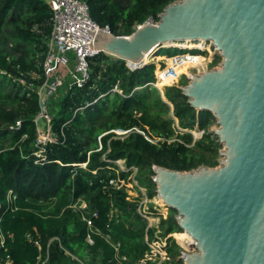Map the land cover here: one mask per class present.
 I'll list each match as a JSON object with an SVG mask.
<instances>
[{
  "label": "trees",
  "instance_id": "1",
  "mask_svg": "<svg viewBox=\"0 0 264 264\" xmlns=\"http://www.w3.org/2000/svg\"><path fill=\"white\" fill-rule=\"evenodd\" d=\"M84 1L99 28L127 36L149 17L155 21L175 0ZM50 30V11L43 0H0V258L8 255L11 264H36L47 249L45 264H79L69 255L83 264H136L148 251L144 237L149 242L156 230L161 237L181 231L172 210L159 218L156 228L146 229L136 212V198L129 197L124 185L111 188L109 180L127 178L151 198L153 166L189 171L216 165L206 157H215L219 149L217 138L205 129L211 116L189 107L179 87H164L161 97L157 89L144 86L153 82L151 64L129 70L123 61L100 53L88 59V81L59 99L51 120L55 141L44 147V160H39L33 155L38 111L34 88L41 83ZM175 47L209 51L201 43ZM174 119L181 131L196 126L203 131L201 137L192 142L189 132H178L169 142ZM16 121L20 127L9 131ZM115 130L127 132L119 136ZM116 161L123 162V171ZM9 190L15 196L12 203L5 200ZM78 200L84 209L76 207ZM170 241L166 239L164 249L171 256L177 247Z\"/></svg>",
  "mask_w": 264,
  "mask_h": 264
},
{
  "label": "water",
  "instance_id": "2",
  "mask_svg": "<svg viewBox=\"0 0 264 264\" xmlns=\"http://www.w3.org/2000/svg\"><path fill=\"white\" fill-rule=\"evenodd\" d=\"M91 39L92 50L130 70L185 41L212 46L217 66L187 75L179 89L215 123L217 166H153L151 181L192 239L181 264H264V0H175L127 36L99 29Z\"/></svg>",
  "mask_w": 264,
  "mask_h": 264
},
{
  "label": "built area",
  "instance_id": "3",
  "mask_svg": "<svg viewBox=\"0 0 264 264\" xmlns=\"http://www.w3.org/2000/svg\"><path fill=\"white\" fill-rule=\"evenodd\" d=\"M43 1L48 6L50 11L51 30L49 36L45 40V51L40 65L41 83L34 88L35 94L37 96L38 111L33 118L36 132L33 141V147L36 149V151L33 153V155L39 158V160L41 161L44 160V147L48 143H53L55 141V136L53 135L51 130V120L53 115L49 114V112L47 111V101L49 100V98L55 97L60 89H63V91L60 95L57 96L61 98L71 89L81 88L88 81L90 75L88 59L100 54L97 50H92L94 48L92 47L91 33L99 29H103L109 32L107 27L99 28L90 19L88 15V7L84 0ZM207 44L209 46V51L198 49H181L187 51H196L198 53L186 52L166 58L163 66L157 68L155 73L153 74V81H159L166 77L177 78L179 75L176 76L174 71L175 67L177 65H180L182 60L187 61L190 59L191 61H193L196 57L201 56L199 53L206 52L209 55L207 57V61H203L202 65L191 67L195 69V73L205 71L207 65L215 57L216 59H218L219 63L220 58L218 54L214 52L212 46L209 43ZM168 60L169 65H167ZM69 63L71 67H69ZM218 63H216V66ZM144 86L154 87V84L150 82L144 84ZM112 91L118 92L115 88H113ZM19 127L20 122L16 121L13 125H9L7 129L9 131H15ZM184 132L190 133V131L187 130H184ZM202 133L203 131L200 130L197 139L201 137ZM81 167H84V164L81 165ZM120 170L123 171L124 169ZM108 184L115 190H119L124 185L123 180H119L117 178L109 180ZM139 191L141 194V201L137 202L136 212L142 219L146 221V229L156 228L159 218L155 217V225L152 226L149 223V219L152 218L153 213L148 211V208L145 207L148 203V200L146 199L143 191L141 189H139ZM14 199L15 196L11 193V191H7L5 196L6 202L12 203ZM153 209L156 211L155 208ZM92 216H94V214H92ZM159 216L161 218H165V216L163 217L160 213ZM86 225L89 226V221H86ZM155 233L156 232H154L153 234L155 235ZM154 237L158 239L156 236ZM144 239L145 243L147 244L148 251L136 264H158L155 262H161L166 259V254L163 251V246L165 245L164 243L162 244V246H160L159 244H157L159 243L157 241H151L150 243L147 242L146 237H144ZM50 241H52V239ZM85 242L88 245H91L92 243L88 235H86L85 237ZM2 247L3 237L0 232V249ZM120 259L124 260L123 257H120ZM36 260V264H45L47 260V249L45 250L43 257L38 256ZM0 264H11L9 256L5 255L3 258H0Z\"/></svg>",
  "mask_w": 264,
  "mask_h": 264
},
{
  "label": "rangeland",
  "instance_id": "4",
  "mask_svg": "<svg viewBox=\"0 0 264 264\" xmlns=\"http://www.w3.org/2000/svg\"><path fill=\"white\" fill-rule=\"evenodd\" d=\"M177 48V49H176ZM175 49H169L168 51H166L165 53L163 54H160V55H152L149 59V61L147 62V64H151L153 66V71H152V77H153V80H154V76L153 74L155 73L156 69L159 68L160 66H163V64L165 63V59L170 57V56H174V55H178V54H182V53H186V52H189V53H198L196 51H187V50H181L183 48H179V47H176ZM203 60H196L194 59L193 62L189 59L187 61L183 60V63L179 66H176L175 68H182V67H185L184 69V72L183 73H175L176 76L179 75L177 78H171V77H168V78H163L162 80H159L157 81L156 83V87L155 89H157V92L159 93V95H161L162 97V92H163V88L164 87H170V86H176V87H181L183 85L186 84V75H189V74H194L195 73V69L191 68V67H197L198 65H202L203 61H207V57L209 54H207L206 52L204 53H199ZM216 63H218V59H216V57L207 65L206 67V70L208 69H211V68H214L216 67ZM168 65V63H167ZM69 67H71L70 63H69ZM201 72V71H200ZM173 81L172 83H170L169 85H164L168 82H171ZM154 83V81L152 82ZM164 85V86H162ZM162 86V87H161ZM148 88H154L152 86H147ZM63 89H60L57 93V95H60L62 93ZM57 95H55V97H51L49 98V100L47 101L46 103V108H47V111L49 112V114L51 115H55L57 110L59 109V99L60 97H58ZM171 117V116H170ZM171 127L173 128V136L169 139V142L170 141H173L175 140V134L180 132V133H184V131H181L179 129V127L176 125V122H175V119L173 121V124L171 125ZM215 127V123L212 119L208 120V124L205 126V129L206 131L208 132H211V130ZM200 130H197L196 129V126L193 128V130L190 131V135L192 137V142L195 141L197 138H198V133H199ZM127 131H122V130H115L113 131V133L115 135H119V136H122L126 133ZM188 133V132H187ZM153 143L157 142V139H153L151 140ZM4 144H7V142H4ZM221 150V146L219 145V149L218 151ZM209 158L210 161H214L216 163V165L212 166V167H215L217 166V161H218V153L217 155L214 157H210L209 155L206 156ZM115 164L117 165L118 169H124V165H123V162L122 161H116ZM205 166V165H204ZM208 167V166H206ZM134 172V170H133ZM133 175V174H132ZM131 175V176H132ZM129 176V177H131ZM125 183L124 186L127 188L126 192L127 194L129 195V197H132V198H136L137 201H141L140 197H141V194H140V191L138 189L135 188V183L132 181H130V183L127 182V178L126 180L123 182ZM139 193V194H138ZM144 193V192H143ZM144 199V198H143ZM142 199V201H143ZM146 199L148 200V203L146 204L145 207L148 208V211H150L151 213H153V216H152V219L156 221L155 217L157 218H161L159 216V213L162 214V216L166 218V215H167V209H163L162 207H160L159 205V202L156 198V196H153L151 198H147ZM76 207L78 208H85V204L82 200H78L76 202ZM155 208L156 211L153 209ZM157 216H156V215ZM164 219V218H162ZM152 226L156 224H153L151 222H149ZM147 226V223L145 222V228ZM159 233L161 234L162 232L160 230H158ZM155 235L153 234L151 240L149 241L151 243V241H157L159 243L160 246H162V244L164 243L165 245H168V242H166V239L167 238H170L171 241H170V244L171 245L172 243L177 247V250H174V252H172V255H168L166 249L165 248V245L163 246V251L165 252L166 254V259H164L163 261H156L155 263H158V264H163V263H166V264H179V263H175L176 261L179 260V257L181 256V253L183 252V249L184 250H189V248H186L184 245H183V234H181L182 232H176V233H171V234H168L166 235L165 237H161L159 236L157 230L155 231ZM177 234H181V235H177ZM154 236H156L158 239H156ZM177 239L180 241V246L177 244ZM70 258L74 261H77L79 264H83L82 261L78 260L77 257L75 256H72V255H69Z\"/></svg>",
  "mask_w": 264,
  "mask_h": 264
},
{
  "label": "bare ground",
  "instance_id": "5",
  "mask_svg": "<svg viewBox=\"0 0 264 264\" xmlns=\"http://www.w3.org/2000/svg\"><path fill=\"white\" fill-rule=\"evenodd\" d=\"M182 43H192V42H187V41H185V42H182ZM196 43L207 44L206 42H203V41L196 42ZM198 50H200V49H198ZM150 57H151V55H146V56L143 57L142 61H143L144 63H147V62L149 61ZM182 63H183V60H182L181 64H182ZM181 64H180V65H181ZM168 65H169V60H168ZM177 66H179V65H177ZM157 200H158V199H157ZM158 202H159V205L164 206L160 200H158ZM149 222H151L150 219H149ZM153 224H155V223H153ZM183 233H184V232H183ZM191 243H192V239L190 238V236L187 235L186 233H184V235H183V245H184L186 248H189V249H190V245H191ZM185 251H186V250H185Z\"/></svg>",
  "mask_w": 264,
  "mask_h": 264
}]
</instances>
